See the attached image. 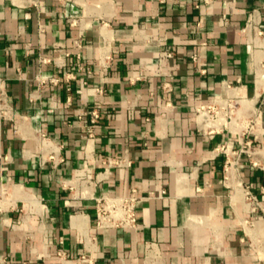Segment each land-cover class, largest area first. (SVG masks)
Returning a JSON list of instances; mask_svg holds the SVG:
<instances>
[{"label":"crops","instance_id":"crops-1","mask_svg":"<svg viewBox=\"0 0 264 264\" xmlns=\"http://www.w3.org/2000/svg\"><path fill=\"white\" fill-rule=\"evenodd\" d=\"M250 16L264 32V0H0V75L13 107L0 123V264H264V213L224 182L216 148L228 132L210 137L195 111L225 83L252 100L257 152L235 175L264 208V33L245 29ZM165 49L173 56L161 61ZM102 52L113 56L106 68ZM107 156L131 165L108 168ZM86 165L96 195L143 197L138 229L98 228L95 201L63 186Z\"/></svg>","mask_w":264,"mask_h":264},{"label":"built area","instance_id":"built-area-1","mask_svg":"<svg viewBox=\"0 0 264 264\" xmlns=\"http://www.w3.org/2000/svg\"><path fill=\"white\" fill-rule=\"evenodd\" d=\"M209 0H205L208 2ZM71 25H77L76 19H71ZM254 27L258 35H262L264 32L259 28L254 20V17L250 16L246 23V28ZM82 34V33H80ZM79 34L78 38L74 40L73 46L77 50L82 47V37ZM58 50V46H55ZM66 56L70 55V52H64ZM78 62L76 64L77 69L81 70L84 65L81 61V53H76ZM173 56V51L165 49L162 51L161 61L164 58ZM113 59L110 53H101L100 63L106 68L108 63ZM193 60H198L197 54L193 55ZM38 61L41 65L54 63L58 67H64L66 64L61 61H57L55 58L49 56H39ZM72 75V74H71ZM69 78L68 76H66ZM61 79L59 77L43 78L40 83H58ZM67 90L70 92V88ZM96 91L103 93L101 88H96ZM72 98L69 94L67 96V103L71 104ZM252 100L244 97L237 91V86L225 83V93L220 94L213 98L209 103L198 104L195 106L196 119L205 133L210 137H214L217 134L228 132V136L222 142V144L216 148L219 154H223L225 157V175L224 182L228 183L230 180L238 182L242 189V194L248 208L252 212L262 211L260 200L256 194H254L248 186H243L242 182L235 175L241 158L244 154L252 157L257 152L255 141L251 138V134L254 133L255 128L258 125V110L251 104ZM102 100H98L92 108L89 110V128L88 135L90 138L94 136V130L97 124L103 117ZM13 118V107L10 103L8 93L3 85V79L0 75V123L3 120ZM43 141L47 140L46 134H41ZM1 159H7V156H0ZM101 162L110 167H121L131 165V161L123 157L107 156L102 159ZM255 166L258 165L257 161L252 162ZM99 183V177L94 175L91 167L84 166L76 171L74 178L71 182H65L64 187L70 188L71 191H76V186L81 188V191L72 193L75 197H87L95 201L97 218L96 226L98 228L104 227H120V228H132L138 229V216H137V204L143 199L137 195H112L110 193H102L96 195L94 193V187ZM147 198V197H144ZM1 210V209H0ZM63 252H59V256H64ZM83 260H88L83 257Z\"/></svg>","mask_w":264,"mask_h":264}]
</instances>
